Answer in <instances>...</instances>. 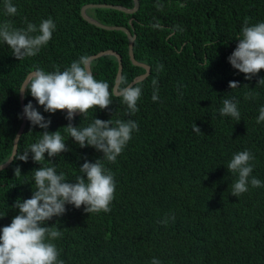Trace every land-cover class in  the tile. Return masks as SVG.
Wrapping results in <instances>:
<instances>
[{"label": "trees", "instance_id": "1", "mask_svg": "<svg viewBox=\"0 0 264 264\" xmlns=\"http://www.w3.org/2000/svg\"><path fill=\"white\" fill-rule=\"evenodd\" d=\"M134 13L109 7H92L87 14L100 22L128 27L136 34L135 58L149 64V75L140 81L143 95L139 111L132 117L139 131L118 157L105 161L115 173V199L109 212H85L68 205L63 215L54 216L50 226L63 236L56 241L65 264H150L153 256L163 264H264V187L252 188L240 196L231 193L236 179L227 167L234 152L251 149L256 156L252 173L264 180V123H257L264 105V85H258L264 69L253 79L235 69L228 56L245 19L264 20V0H139ZM18 13L8 16L0 0V22L17 27L26 21L39 23L52 17L57 23L53 39L33 57L19 60L0 44V164L13 152L14 140L23 119L21 82L36 67L63 70L82 54L114 50L122 56V78L131 83L146 72L133 63L128 35L89 22L81 13L89 3H107L133 8L134 0H14ZM160 27L154 28L153 24ZM97 79L116 83L117 56L93 59ZM162 66V67H161ZM158 81L159 100L153 101L152 81ZM240 82L232 89L229 82ZM120 87V86H119ZM258 97L245 99L248 90ZM238 96L241 120L219 115L222 100ZM108 108L89 109L76 115L74 124L87 125L102 119L129 118L127 105L119 95ZM35 100L25 96V104ZM41 111L43 107L39 106ZM66 111L51 116L49 130L69 123ZM201 131H194L193 125ZM65 125V126H64ZM44 129L27 122L18 152L29 147ZM70 150L43 164L55 165L74 175L85 159L103 156L89 146L81 148L66 137ZM22 173L15 176V168ZM39 162H25L14 156L0 169V227L10 224L19 209L18 198L33 194L34 168ZM29 181V182H28ZM174 215L175 219L171 217ZM168 217V223L161 221Z\"/></svg>", "mask_w": 264, "mask_h": 264}, {"label": "clouds", "instance_id": "2", "mask_svg": "<svg viewBox=\"0 0 264 264\" xmlns=\"http://www.w3.org/2000/svg\"><path fill=\"white\" fill-rule=\"evenodd\" d=\"M6 15L15 16L18 5L14 0H3ZM157 28L160 25L153 24ZM57 23L52 17L43 18L39 23L26 21V26L17 27L10 21L0 22V44H7L12 54L19 60L36 56L43 47L53 39ZM238 43L228 56L231 65L246 74L251 80L261 69H264V20L251 22L245 19L239 33ZM93 57L82 54L74 59L69 66L61 70H45L36 67L22 82L19 92L25 96L31 95L35 100H29L24 106L20 117L26 118L33 129L39 126L43 134L23 151H15L17 159L27 162L30 158L39 162L40 167L34 168L32 182L33 194L28 198H18L11 205L19 209L10 224L0 227V264H65L60 258L61 249L56 241L63 236L59 227L50 226L54 217L63 216L68 211V205L76 208L84 207L85 212H109L115 199L117 181L115 173L107 167V162H117L120 154L133 139L134 132L139 131V122L132 117L139 111L138 101L143 95V84L128 83L121 78L118 90L122 103L127 105L129 118L102 119L95 116L87 125L74 124L76 113L85 116L89 109L97 106L101 109L112 104V97L117 94V87L108 80L97 79L92 71ZM162 67V66H161ZM153 101L159 100L158 81L154 79ZM258 85H264V76L260 77ZM240 82L232 80L229 86L234 89ZM259 92L252 89L244 93L245 99L258 97ZM42 106L41 108L38 107ZM240 99L238 96L226 97L222 100L219 115L241 120ZM67 110L65 113L69 123L55 131L49 130L52 124L51 116L45 113H55L57 110ZM257 123H264V105L259 107ZM65 126V125H64ZM194 131H201L196 123ZM66 137L74 139L81 147H94L102 151L103 156L96 160L85 159L79 165V173L69 178V174L43 164L50 159L70 150ZM12 155V156H13ZM11 156V157H12ZM9 160V159H8ZM255 154L251 149H244L232 154L227 167L236 179L231 183V193L240 196L250 187H264V180L252 175L256 165ZM22 173L20 166L15 168V176ZM29 182V181H28ZM7 214L0 213V218ZM175 219L174 215L171 217ZM161 223L167 224L168 217ZM150 264H163V261L153 256Z\"/></svg>", "mask_w": 264, "mask_h": 264}, {"label": "water", "instance_id": "3", "mask_svg": "<svg viewBox=\"0 0 264 264\" xmlns=\"http://www.w3.org/2000/svg\"><path fill=\"white\" fill-rule=\"evenodd\" d=\"M134 1H135V5H134L133 8H127V7H124L122 5H116V4L89 3V4L84 5L82 7V9H81V13H82L83 17L85 19H87L89 22H91L93 24H96V25H98L100 27L106 28V29L123 30V31H125L127 33L128 39H129V53H130V56H131V59H132L133 63L136 64V65H139L141 67H144L146 69V72L143 73V74L138 75L137 77H135V79L131 82V84H135L137 82L142 81L143 79H145L149 75V72L151 71V67L148 64H146L144 62H141V61H139V60H137L135 58V55H134V43H135V39L137 37L136 34H133L128 27L112 26V25L104 24V23L100 22L99 20H97L96 18H93L92 16L88 15L87 14V10L89 8H92V7H109V8L124 10V11L129 12V13H134L140 7V1L139 0H134ZM108 54H112V55L117 56L118 61H119V69H118V73H117V77H116V83H115V86L117 87V95H119L118 94V90H119L120 81H121L122 72H123L122 56L118 52H116L114 50H103V51H100V52H98L96 54L91 55V57H93V59H95V58L101 57L103 55H108ZM24 105H25V95L23 93H21V107H22V111H23V106ZM64 111H67V110L65 109ZM78 114H80L79 110L77 111L76 115H78ZM27 122H28V120L26 118H23V123H22L19 131L17 132L15 140H14V147H13L12 155H13V153L15 151H18V144H19L21 135L23 134V132H24V130L26 128ZM11 156H10L9 160L4 162L3 164H0V169H3L5 167H7L13 161L15 155H13L12 157Z\"/></svg>", "mask_w": 264, "mask_h": 264}, {"label": "bare ground", "instance_id": "4", "mask_svg": "<svg viewBox=\"0 0 264 264\" xmlns=\"http://www.w3.org/2000/svg\"><path fill=\"white\" fill-rule=\"evenodd\" d=\"M149 65V64H148ZM150 66V65H149ZM151 67V66H150Z\"/></svg>", "mask_w": 264, "mask_h": 264}]
</instances>
